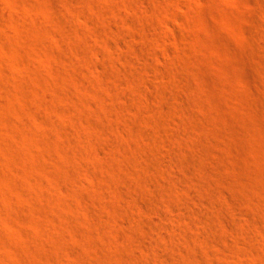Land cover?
Wrapping results in <instances>:
<instances>
[{"label":"rangeland","instance_id":"obj_1","mask_svg":"<svg viewBox=\"0 0 264 264\" xmlns=\"http://www.w3.org/2000/svg\"><path fill=\"white\" fill-rule=\"evenodd\" d=\"M0 264H264V0H0Z\"/></svg>","mask_w":264,"mask_h":264},{"label":"bare ground","instance_id":"obj_2","mask_svg":"<svg viewBox=\"0 0 264 264\" xmlns=\"http://www.w3.org/2000/svg\"><path fill=\"white\" fill-rule=\"evenodd\" d=\"M152 41V40H151ZM149 46V45H148ZM143 50V49H142ZM161 210H162V208H161Z\"/></svg>","mask_w":264,"mask_h":264}]
</instances>
